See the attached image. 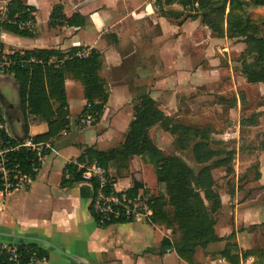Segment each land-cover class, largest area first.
Masks as SVG:
<instances>
[{"label":"crops","instance_id":"0c3cea01","mask_svg":"<svg viewBox=\"0 0 264 264\" xmlns=\"http://www.w3.org/2000/svg\"><path fill=\"white\" fill-rule=\"evenodd\" d=\"M6 1L0 0V10ZM22 1L34 8L35 33L18 35L0 27L2 52L33 48L64 53L71 47L96 49L101 58L98 75L104 81L108 98L100 119L84 125L79 121L86 101L83 86L72 76L65 78L68 123L48 138L52 148L30 187L10 192L0 205V245L34 243L47 252V257L38 264H232L221 255L225 247L238 255L236 264H254L246 253L249 246L240 244L242 231L238 227L244 216H240L235 198L231 201L234 206L227 207L230 208L227 219L220 211L225 201L219 193L222 206L215 232L223 239L180 255L175 246H161L164 237L174 242L177 235L164 224L152 222L150 217L97 224L91 211L93 184L63 175L69 161L80 160L82 155L86 160L87 147L105 151L123 141L133 115V108L124 109L130 105L131 89L151 91L148 94L154 98L152 92L166 87L172 50L168 38L173 30L185 29L186 22L172 24L157 12L151 0ZM58 3L65 17L78 13L83 18H77L73 24L50 25L52 8ZM76 98L79 106L72 109V100ZM0 112L15 138L26 134L38 136L48 130L45 119L28 111L22 87L8 70H0ZM125 117L128 123L124 135L115 142V133ZM102 121L106 123L102 128L85 130ZM109 166L116 191H126L132 186V179L142 184L135 196L140 203L147 204L148 198L163 191L154 166L140 155L129 156V174L118 176L115 167ZM231 232L238 246H224Z\"/></svg>","mask_w":264,"mask_h":264},{"label":"trees","instance_id":"16d2710c","mask_svg":"<svg viewBox=\"0 0 264 264\" xmlns=\"http://www.w3.org/2000/svg\"><path fill=\"white\" fill-rule=\"evenodd\" d=\"M173 1L188 5L192 11H195L192 15L200 14L202 21L216 33L222 31L220 21L223 19L227 3L230 5L231 15H234V18L235 9L241 1L245 6L264 4V0H154L152 4L161 15L176 18L179 12L165 7ZM4 9L6 18L0 20V27L18 35L32 36L35 33V31L20 29L13 22L19 18L33 17L32 6L25 4L22 0H7ZM77 18L83 17L78 13L65 17L62 13V5L58 3L52 8L49 24H73L78 21ZM234 24L241 33H246L247 28L252 27V24L248 22L240 23L237 20ZM250 42V45L258 46L257 57L262 60L264 42L253 35ZM1 49L0 43V53ZM80 49V47H71L64 53L57 49L33 48L7 53L11 64L6 70L12 72L19 81L28 111L39 114L48 125L47 132L35 136L37 139H48L68 123L64 90V80L67 76L78 79L83 86V96L86 101L79 118L84 112H90L93 117L92 123H95L102 115L108 93L103 79L98 75L101 65L100 53L90 48L87 55L75 56L74 53ZM31 57L35 61H29ZM51 58L55 60L49 61ZM60 59H62L61 62ZM254 64H244L246 79L264 82V67L259 64L261 67L259 68ZM155 124H161L171 134L176 135L175 142L181 149L190 146L195 162L200 164L197 170H194L181 157L165 154L153 142L149 129ZM85 154L87 161L96 160L104 166L113 165L118 176L129 174L130 155H140L154 166L156 180L163 185V191L148 198L147 204L151 210L149 217L152 222L164 224L177 235L174 242L164 237L161 240V246H175L177 252L184 255L193 252L196 246H206L208 243L223 239L215 232L217 213L222 203L219 192L216 190L212 169L226 166V170L231 171L228 164L231 161L232 152L212 148L207 135L200 128L172 122V118L158 107L157 101L147 92L141 93L138 96V102L133 106V115L123 141L118 146L105 151L87 147ZM19 158L25 162L27 155L20 153ZM83 159H85L84 156H80V160ZM68 171L70 178L81 179L75 166L68 165ZM91 183L95 188L97 183L94 181ZM141 186L140 182L132 179V186L124 193L129 197H135L137 189ZM91 211L94 214L92 207ZM233 234L231 232L226 237H231ZM224 246H229V242H226ZM17 247L22 261L27 260L32 254L37 260L47 257V252L34 243H20ZM221 255L232 264H236L238 260V255L231 253L228 247L221 250ZM0 264H11L5 251H0ZM256 264H264V251L258 252Z\"/></svg>","mask_w":264,"mask_h":264},{"label":"rangeland","instance_id":"374dc122","mask_svg":"<svg viewBox=\"0 0 264 264\" xmlns=\"http://www.w3.org/2000/svg\"><path fill=\"white\" fill-rule=\"evenodd\" d=\"M165 7L179 12L176 18L167 17L172 24L186 22V27L170 33L168 83L160 91L152 92V96L172 122L200 128L212 148L232 152L228 164L231 171L226 166L213 170L216 190L225 201L220 211L228 219L227 213L234 206L231 201L236 199L239 214L244 216L238 227L242 231L240 244L249 246L246 253L256 264L258 252L264 251V82L248 81L243 66L255 63L254 66L264 67V58L257 57L258 46L250 45L252 35L264 42V4L245 6L241 1L234 18L227 3L219 33L212 31L200 14L193 16L195 11L188 5L173 1ZM236 20L252 27L241 33L234 24ZM143 92L146 90L131 89L130 105L124 109L132 111ZM78 106L79 99L72 100V109ZM74 117L72 114L71 119ZM127 123L125 117L115 133V142L123 137ZM105 125L102 121L85 130ZM149 135L165 154L181 157L194 170L200 167L190 146L178 147L176 135L161 124L150 127ZM225 239L229 246H238L234 234Z\"/></svg>","mask_w":264,"mask_h":264},{"label":"built area","instance_id":"2783aa9c","mask_svg":"<svg viewBox=\"0 0 264 264\" xmlns=\"http://www.w3.org/2000/svg\"><path fill=\"white\" fill-rule=\"evenodd\" d=\"M17 16V14H15ZM6 18L3 8L0 10V20ZM18 28L35 31L34 16L19 18L13 21ZM89 52L82 48L74 53L75 56L83 57ZM55 58L49 59L54 61ZM29 61H35L30 58ZM60 62L62 59L59 60ZM11 64L7 53H0V70H6ZM93 117L90 112H84L79 121L84 125L92 124ZM52 148L50 139H37L34 135L26 134L22 138L13 137L7 128L4 116L0 112V205L12 191L27 189L30 187L34 177L38 173L41 163ZM27 155L25 162L21 161L19 154ZM68 165L75 166L82 180L96 182L91 200V207L97 224L105 225L116 221L134 220L149 217L151 210L146 203H140L135 197H129L124 192L115 190L112 179V169L104 166L96 160H77L68 162L64 168V177L70 178ZM0 251L7 253L11 264H38L36 257L32 254L25 261L20 258L17 244H4Z\"/></svg>","mask_w":264,"mask_h":264}]
</instances>
